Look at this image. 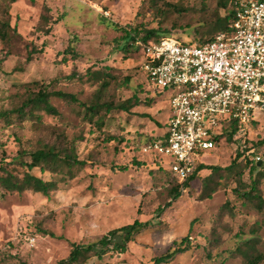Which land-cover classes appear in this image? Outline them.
Here are the masks:
<instances>
[{"label":"rangeland","instance_id":"obj_1","mask_svg":"<svg viewBox=\"0 0 264 264\" xmlns=\"http://www.w3.org/2000/svg\"><path fill=\"white\" fill-rule=\"evenodd\" d=\"M44 7L49 8L48 35L45 23L39 24ZM222 15L220 0H0V21L11 23L6 39L0 38V111L19 105L29 90L36 91L27 87L35 82L51 83L54 90L73 94L89 105L117 104L134 94L142 102L131 114L113 111L102 118L79 105L52 99L58 116L42 113L41 124L30 119L9 126L0 123V163H10L20 148L36 151L44 144L63 148L69 143L75 144L78 160L87 163L73 168L72 176L67 170H33L36 177L58 183L48 197L33 191H0V264H58L68 257L70 243H96L136 220L151 225L136 236L126 253L98 249L100 258L89 253L80 263L153 264V258L174 249V242L188 235L194 238L190 250L169 264H247L249 256L264 254V211L242 203L234 193L238 173L244 171L243 181L250 183L252 163L259 158L264 165V119L250 125L241 140L222 138L215 150L196 154L197 169L218 166L221 172L196 169L181 198L160 211L172 187L168 182L171 160L143 153L142 147L167 129L172 94L166 91L159 96L147 83L138 46L122 50V44L114 50V41L122 35L119 28L141 25L167 33L162 37L207 41L216 35L213 30L201 35L195 31ZM70 47L77 58L65 53ZM89 69L109 73L115 80L102 91V81L86 75ZM72 73L78 77L70 79ZM126 77L131 79L129 89H118ZM152 96L158 101L149 106ZM105 135L117 140L108 143ZM81 137L82 142H73ZM237 153L243 155L237 165L224 170ZM205 178L210 182L206 189ZM261 189L264 198V177ZM209 194L211 198L203 199ZM29 239H35L33 246ZM248 239L251 243L243 245ZM113 241L119 242L120 237Z\"/></svg>","mask_w":264,"mask_h":264},{"label":"built area","instance_id":"obj_2","mask_svg":"<svg viewBox=\"0 0 264 264\" xmlns=\"http://www.w3.org/2000/svg\"><path fill=\"white\" fill-rule=\"evenodd\" d=\"M136 46L142 73L172 94L167 129L142 151L169 158L180 184L195 173L194 156L216 148L224 122H234L241 136L264 116V0H240L229 32L209 42L162 37Z\"/></svg>","mask_w":264,"mask_h":264},{"label":"trees","instance_id":"obj_3","mask_svg":"<svg viewBox=\"0 0 264 264\" xmlns=\"http://www.w3.org/2000/svg\"><path fill=\"white\" fill-rule=\"evenodd\" d=\"M13 2L15 0H12ZM222 2V8L224 10V15L219 16L214 22L204 25V27H199L195 32H198L201 35L207 30H213L214 34L226 33L229 32V25L235 17V11L237 3L240 0H220ZM49 11V8L44 7V13L40 16V22L45 23V34H49L51 27L49 24V17L46 15V12ZM4 15L8 16V11H2ZM50 16V15H49ZM40 25L37 26L39 32H43L39 29ZM11 28V23L9 19H4L0 21V38L6 39V31ZM212 28V29H211ZM122 35L119 39H116L114 50L118 51L122 44L124 47L122 50L130 49L132 46L136 45V42L140 39L142 42L147 43L149 41H158L162 38V35L167 33H161L159 29H147L146 27L134 26L127 28H119ZM171 35V34H168ZM216 35L210 38L207 41H202L201 38H197L196 41H182L185 44H203L211 41ZM66 54L73 55L74 58H77L73 47H70L66 50ZM32 60V54H29L27 61ZM108 73V72H107ZM144 74V73H143ZM89 79H97L98 82L102 81V91H105L112 80H115L109 73L105 74L103 71L92 72L90 69L87 71ZM146 81L149 84H152L151 80L147 75ZM78 77L75 73H72L71 78ZM131 83L130 77H126L122 83L117 84V88H127L129 89ZM33 85V86H32ZM153 85V84H152ZM154 86V85H153ZM28 88L36 89L29 90L27 95L21 100L20 104L13 107L10 110L0 111V123H4L6 126L15 123H21L25 119L35 120L41 124L42 113L58 116L57 109L52 105V99H60L68 103L76 104L85 109L87 113H91L98 117L105 118V114H110L113 111L125 112L131 114L135 108H138L142 105V102L138 99L137 95L134 94L130 99L119 102L117 104L113 102L97 103L93 105L86 104L79 101V99L73 95L64 93L62 91H56L53 89V85L50 84H39L37 82L27 85ZM154 91L157 95H163V92L154 86ZM157 98L152 96V99L148 102L149 106ZM158 101V99H157ZM264 118H261L257 122H253L251 125L259 124ZM238 131L236 124L232 121L224 122V127L220 135L216 138V148L218 143L222 138H226L229 142H237L241 140V136H237ZM145 139V138H144ZM75 140V139H74ZM84 139L81 137L76 139L73 142H82ZM105 140L108 143H114L117 139L111 137L110 135H105ZM151 142V139L143 142V146H148ZM215 148V149H216ZM214 149V150H215ZM155 155V154H153ZM157 156V155H156ZM241 153H237L235 159L232 161L231 165L224 168V170L231 171L232 168L237 165L238 161L242 158ZM159 157V156H158ZM6 162V161H5ZM4 161L0 163V191L8 193H17L23 194L27 191H33L39 193L45 197H48L51 192L55 191L58 188V183L55 181L46 182L43 179L33 175L32 171L35 169H40L42 172L58 173L66 171V174L72 176L73 168L79 166L84 167L87 163L85 161H79L77 157V151L75 144H67L63 148L59 147L57 144L49 145L44 144L40 149L36 151H27L23 148H20L18 155L10 162L5 163ZM255 162V163H254ZM254 165L250 168V183H245L243 181L244 171L236 175V184L237 187L234 189V193L238 198L242 200V203H251V205L257 209L259 213L264 211V198L262 196L261 184L263 181L264 175L261 174V169L264 165H259L258 161H254ZM163 170L162 167H159V170ZM208 169L211 170L212 174L216 172H221V168L218 166H199L197 170ZM258 170L256 176L254 172ZM196 176L195 173L190 177L188 181L183 184H180L176 178L173 176L168 182L172 183V187L168 190V201L163 207H159V210L165 209L171 203L178 201L182 194V188L188 187V182L194 180ZM207 178L203 179V188H208ZM217 187L212 189V195L217 192ZM3 194V193H1ZM202 195L203 199H209L212 196ZM226 202L223 207L228 206ZM233 215V214H232ZM194 222V221H193ZM192 222V223H193ZM151 225L150 221L141 222L136 220L133 224L125 225L119 229H114L101 240L96 243L84 245L80 243H70V253L68 257L64 260H61L58 264H82L80 259L85 258L89 253H94V255L101 257V253H98V249L103 251L111 252L112 254H124L127 252L128 245L135 241L136 236L144 229L149 228ZM254 234V231H252ZM115 236L120 237L119 242H114L113 239ZM192 238V239H191ZM191 240L194 238L191 235L184 237L179 243L174 242L175 248L168 250L165 254L153 258V264H169L171 263L177 255H182L190 250ZM251 241L248 239L244 241L245 246H248ZM110 248V249H109ZM249 249L252 250V247L249 246ZM247 256V255H246ZM248 257V256H247ZM88 260V257L87 259ZM264 261V254L256 253L255 256H249L247 264H261Z\"/></svg>","mask_w":264,"mask_h":264},{"label":"crops","instance_id":"obj_4","mask_svg":"<svg viewBox=\"0 0 264 264\" xmlns=\"http://www.w3.org/2000/svg\"><path fill=\"white\" fill-rule=\"evenodd\" d=\"M168 118H169V116H168ZM167 122H168V119H167Z\"/></svg>","mask_w":264,"mask_h":264},{"label":"water","instance_id":"obj_5","mask_svg":"<svg viewBox=\"0 0 264 264\" xmlns=\"http://www.w3.org/2000/svg\"><path fill=\"white\" fill-rule=\"evenodd\" d=\"M259 165H260V163H259Z\"/></svg>","mask_w":264,"mask_h":264}]
</instances>
